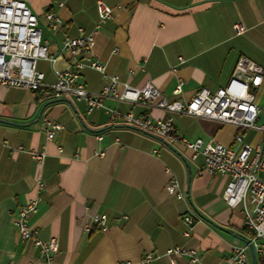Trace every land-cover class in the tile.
Wrapping results in <instances>:
<instances>
[{"label": "crops", "instance_id": "0c3cea01", "mask_svg": "<svg viewBox=\"0 0 264 264\" xmlns=\"http://www.w3.org/2000/svg\"><path fill=\"white\" fill-rule=\"evenodd\" d=\"M21 1L38 16L42 40L58 57L55 63H37L48 85L57 81V71L73 64L69 54H62L65 33L93 36L92 48L80 56L85 63L80 83L92 94L115 78L119 92L122 84L142 88L152 82L167 101H187L203 88H225L242 56L264 69V0ZM99 2L112 8V19L101 22ZM48 12L62 18L63 31L49 29ZM236 23L246 28L244 34L236 35ZM90 62L104 65L105 74ZM256 96L261 120L264 82ZM103 103L137 117L171 119L189 140L214 137L236 146L233 126L142 102L106 98ZM54 124L62 128L49 140ZM226 127L233 129L229 139L222 135ZM31 152H44V162ZM192 155L181 144L171 146L164 138L113 123L102 108L89 112L84 101L0 86V264H48L15 225L22 206L36 198L40 202L30 226L43 241L57 239L54 264L136 263L147 253L155 256L154 264H171L167 250L182 246L197 250L199 262L180 256L178 264H222L234 247L249 244L252 233L241 208L226 202L229 178L205 172L203 158ZM173 179L182 198L167 190ZM38 183L45 184L40 193ZM97 214L107 216L106 232L93 224ZM185 217L194 219L191 227ZM247 264H264V257L248 248Z\"/></svg>", "mask_w": 264, "mask_h": 264}, {"label": "built area", "instance_id": "2783aa9c", "mask_svg": "<svg viewBox=\"0 0 264 264\" xmlns=\"http://www.w3.org/2000/svg\"><path fill=\"white\" fill-rule=\"evenodd\" d=\"M58 5L64 7L65 1L59 2ZM98 13L101 22L113 17L112 8L103 2L98 3ZM45 19L51 31L64 30L63 20L58 14L48 12ZM234 31L236 35H242L246 28L241 23H236ZM93 44L92 35L71 37L65 33L62 54H69L73 64L65 71H57V81L48 85L37 63L39 60L55 63L58 57L51 55L48 43L42 40V27L38 16L24 1L0 0V86L23 88L31 92H48L55 99L74 98L84 101L89 112L102 108L113 123L164 138L171 146L181 144L192 151L193 159L201 156L205 172L229 178L225 188L226 202L232 209L241 208L244 226L252 233L249 244L234 247L231 256L225 258L222 264H247L248 248L264 257V123H259L261 108L256 96L264 82V69L242 56L225 88L215 92L203 88L187 101H167L152 82L142 88L122 84L123 92H119L120 83L115 78H111L100 93L92 94L80 83V73L85 67L80 56L88 52ZM179 63L183 64L184 60L179 58ZM89 66L105 74L104 65L90 62ZM174 70L176 68H173ZM181 87V84L177 86L175 92L181 93ZM106 98L131 103L142 102L168 113L233 126L237 129L234 136L236 146L219 143L214 137L189 140L178 134L171 119L153 120L149 116L137 117L132 113H121L105 107L103 101ZM46 125L51 124L46 121ZM61 128L60 125H52L51 130L47 132L48 139H53L54 132ZM249 133H254L255 136L247 140ZM98 138L102 140V136ZM31 156L35 161L43 163L46 154L31 152ZM37 189L39 193L42 192L45 184L38 183ZM167 190L178 198L183 197L176 179L169 183ZM39 202L40 198H36L22 206L15 225L22 239L37 248L46 263L54 264V256L59 250L57 239L43 241L30 226V218L37 212ZM107 220L105 214H97L92 222L100 231L106 232ZM184 221L189 227L194 224L192 217H185ZM91 231V226L85 227L86 233ZM185 235L188 236V232ZM165 255L171 264H178L177 259L180 256H187L190 263L199 262L197 250L185 246L171 248ZM155 259L152 253H147L138 262L129 261L126 264H154Z\"/></svg>", "mask_w": 264, "mask_h": 264}, {"label": "rangeland", "instance_id": "374dc122", "mask_svg": "<svg viewBox=\"0 0 264 264\" xmlns=\"http://www.w3.org/2000/svg\"><path fill=\"white\" fill-rule=\"evenodd\" d=\"M262 102V106H264V101H261ZM260 124L264 123V117L261 118ZM232 134H233V129L231 127H226L222 133V135L226 136L228 139L232 137ZM255 136L254 133H249L248 136H247V140L248 139H251Z\"/></svg>", "mask_w": 264, "mask_h": 264}]
</instances>
